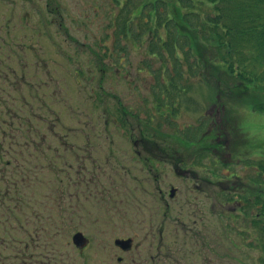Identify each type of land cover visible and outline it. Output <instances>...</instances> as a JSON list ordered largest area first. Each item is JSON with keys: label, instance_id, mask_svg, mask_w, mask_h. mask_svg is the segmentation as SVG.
Listing matches in <instances>:
<instances>
[{"label": "flooded vegetation", "instance_id": "af4514ba", "mask_svg": "<svg viewBox=\"0 0 264 264\" xmlns=\"http://www.w3.org/2000/svg\"><path fill=\"white\" fill-rule=\"evenodd\" d=\"M65 14H68V7L64 0H0V99L13 96V99L21 101L23 98V106L16 104L15 107H30L31 113L32 108H44L48 114L45 120L42 115H35L41 122L45 121L48 132L50 127L54 129V123L47 97L53 93L64 95L70 63L74 61L80 74L85 67L84 62L77 59L80 48L87 43L71 39L72 29L70 24L64 23ZM80 30L84 29L78 27L77 31ZM95 47H101L99 41H95ZM91 53L93 55L87 61L95 63L94 68L99 67L100 72L107 69L109 73L115 56H109L112 58L109 70L107 66L101 68L103 61L99 52L91 50ZM87 70L90 74L91 69ZM27 94L38 101V105L28 102ZM4 101L6 103L0 102V107H10L7 100ZM98 108L103 109L98 117L104 119L106 127L118 124L122 109L132 113L129 107ZM122 113L126 116L125 111ZM14 117L19 122L18 128L25 124L31 126L29 116L23 119L15 112ZM84 117L89 116L84 114ZM88 122H79L81 128L77 133L81 135L78 141L72 140L71 136H56L60 146L55 151L49 136L34 139L15 136L16 145L22 143L18 138L21 137L28 148L31 146L35 150L30 154L17 148L6 150L0 141V264H58L66 258L60 257L65 253H62L63 249L48 247L46 235L50 231L46 224L53 221L66 223L74 218H78L81 225L93 224V229H88L87 233L84 230L73 233L68 242L77 248L79 257H85V251L91 244L90 235L100 234L96 225L111 217L124 221L127 227L125 236L111 240L116 251L131 254L127 260L119 256L118 263L228 262V255L215 253L213 248V218L216 216L226 231L230 220L243 222V218L237 215L238 212L229 210L230 205L236 202L239 207L234 210L240 211L241 200L235 198L230 202L229 187L224 185L222 177L192 165L184 167L186 161L178 150L169 147L171 141L148 135V130L144 129L146 124L139 125L142 136L135 134L129 138L134 151L122 152L130 165L119 169L116 163L112 168L111 165L103 168L99 159H108L113 152L102 156L101 144L107 136L86 135ZM38 128L43 135L48 133ZM115 140V136H110V143L116 144ZM69 151L77 152L74 155L78 168L68 162ZM12 153L18 156L9 158L8 154ZM167 164L170 167L165 166ZM59 186L63 192L56 200L55 192ZM70 187L79 188L78 196L70 191ZM101 191L105 194L113 191V199L110 196L99 198ZM76 197L78 204L65 205L69 198ZM102 199L104 204L100 203ZM54 201L59 204L51 207L49 214L44 209L41 216L42 227L38 229L45 235L42 246L38 244L39 235L35 227L38 219L36 208L39 205L47 208ZM122 209H126L125 215ZM70 213L73 216L69 217ZM137 225L141 226V231L135 233ZM143 243H147L148 248L145 260L146 252L139 250ZM239 261L240 264L245 263Z\"/></svg>", "mask_w": 264, "mask_h": 264}, {"label": "rangeland", "instance_id": "374dc122", "mask_svg": "<svg viewBox=\"0 0 264 264\" xmlns=\"http://www.w3.org/2000/svg\"><path fill=\"white\" fill-rule=\"evenodd\" d=\"M64 1L68 7V14L64 15V23L71 26V39H80L87 43L85 47L80 48L77 59L84 62V70L80 74L76 70L74 61L72 64L70 63L68 87L64 91V95L53 93L47 97L51 105L49 108L53 111L54 129L50 127V131L53 132H48L45 121L41 122V119L35 115H42L45 120L48 114L44 108H32L31 113L30 107H15L16 104L23 106V98L19 101L15 98L14 100L13 96H3L0 102L6 103L5 99L10 105V107H0V141H3L5 149L17 148L30 154L35 150L31 146L28 148L21 137L18 138L22 143L16 145L14 139L17 137L15 136H30L31 138L49 136L55 151V148L60 146L56 136H71L72 140L78 141V136L81 135L79 132L77 133V130L81 128L79 122L88 120L85 129L86 135L107 136V139L103 140L101 144L102 151L100 150V153L102 156H109V152H113L108 159H99L102 167L106 168L111 165L110 168H112L114 164L118 163L116 167L120 169L130 165L126 156L122 155V152L134 151L129 138L135 134L142 136L143 133L139 129V125L146 124L144 129L148 130V135L168 138L169 142L171 141L168 145L171 149L180 152L179 154L186 161L184 167L191 166L196 160H209L207 165H202L199 168L217 173L218 177H222L221 180L225 181L224 185L229 187L230 202H234L235 198L241 200L240 205L243 207L241 206L240 211L234 210L235 207H239L236 202L230 205L229 210L238 212L237 215L243 218V222L230 220L229 229L226 231L221 221L216 216L213 218V248L215 253L228 255V262L224 264H233V262L240 264L239 260L245 261L244 264H263L264 245L259 230L252 224L253 216L260 210L256 211L254 206L256 202L249 203L247 198L253 199L254 195H262L264 186H259L258 178H255L257 162L237 157L233 147L235 141L227 135L225 130V109L221 103L225 96L251 97L255 103H261L264 101L263 93L259 90H252L250 94L246 95L231 92L237 81L228 73L229 78L225 75L216 78L220 71L214 70L210 66L202 64L194 69L188 68L189 65L195 67L194 56L180 59V64L176 59H172V49H170L166 50L168 57L164 61L159 57L153 58L149 53L150 49H148L153 34H147L146 24L148 22L154 24L149 13L151 3L158 0ZM166 2L169 6H173L177 0H166ZM135 8L137 9L134 10ZM54 18L59 17L54 16ZM78 27L84 30L77 31ZM160 34L165 37L163 29ZM95 41L100 42V48L95 47ZM197 46L204 48L208 46V43L205 40H193L192 48ZM195 49L198 50V48ZM91 50L99 52L102 57L103 62L100 64L102 69L107 66L110 70L111 64L109 66V63L115 56L109 73L107 69L106 72H100L99 67L94 68L95 63L87 61V58L93 55ZM195 53L197 52L195 51ZM111 55H113L112 58L109 57ZM177 63L178 68L175 65ZM87 67L91 69L90 74H88ZM180 70H185L188 78L183 83L179 78ZM217 83H221L222 86L217 88ZM180 86L185 87V95L177 92L180 90ZM162 89L170 90L172 97H176V100L168 105L162 104L157 96V94L160 95ZM45 90L49 89L45 88ZM26 96L28 102L38 105V101L30 97L29 94ZM98 107H129L132 109V113L122 109L119 113L118 124L113 123L110 127H106L104 119L98 117V113L102 114L103 109ZM123 111L126 116L122 113ZM15 112L23 119L29 116L31 126L25 124L23 128H18L19 122L15 121ZM84 114L89 117L85 118ZM151 118L154 120L151 121ZM190 119L193 120L191 126L187 124ZM38 127L48 133L43 135ZM198 128L202 134L212 132V137L202 136L195 139ZM110 136L116 137V144L110 143ZM237 140L242 142V138H237ZM75 153L77 152L69 151L68 162L78 168ZM8 156L13 158L18 154L12 153ZM216 157L219 158L216 159ZM165 166L170 167L168 164ZM214 180L219 181L216 176H214ZM61 191L63 192V189L59 186L54 199L59 198ZM70 191L78 196L79 188L70 187ZM108 196L113 199V191L110 194L101 191L99 198ZM121 197L124 196L121 194ZM100 203L104 204L105 201L102 199ZM58 204L59 202L54 201L47 208H43L41 205L36 208L38 219L35 227L39 235L38 244L41 243L42 246L45 242V235L38 228L42 227L43 210L46 209L49 214L51 207ZM76 204H78L77 197L69 198L65 205ZM121 212L125 215L126 209H122ZM229 215L232 216L231 213ZM68 216H73V214L70 213ZM46 227L51 232H47L46 235V237L48 236L46 241L48 247L55 250L63 249L62 253L68 255L60 256L66 258L58 264H127L126 261L118 263L117 258L123 256L127 260V257L129 258L131 255L116 251L112 246L113 237L125 236V231H127L126 223L118 218L102 219L96 225L100 234L95 237L90 235L91 244L85 251V257H79L77 248L68 242L70 236L76 231L84 230L87 233L88 229H93L92 223L81 225L78 218H74L73 221L66 223L53 221L46 224ZM140 231L141 226H135L134 232ZM52 234L53 238H51ZM86 235L89 236V234ZM139 250L146 252L145 260L148 257L147 243H143ZM215 259H217V255ZM81 260H84V263Z\"/></svg>", "mask_w": 264, "mask_h": 264}, {"label": "trees", "instance_id": "16d2710c", "mask_svg": "<svg viewBox=\"0 0 264 264\" xmlns=\"http://www.w3.org/2000/svg\"><path fill=\"white\" fill-rule=\"evenodd\" d=\"M149 15L154 24L148 22L146 32L153 34L148 47L153 58L164 61L168 57L166 50L170 49L172 59L180 64V59L194 56L195 67L188 68L210 66L220 71L216 78L224 75L229 78L228 73L237 81L231 92L246 95L259 90L264 95V0H177L173 6L166 0H158L151 3ZM161 29L165 37L160 34ZM193 40H205L208 46L192 48ZM175 65L179 67L178 63ZM179 78L182 83L188 79L185 70H180ZM220 86L217 83V88ZM179 89L177 92L185 95V87ZM157 96L165 105L176 100L167 89ZM256 104L264 108V101ZM195 136L209 138L212 132L202 134L198 128ZM256 167L255 178L259 186H264V162ZM247 201L256 202V211L260 210L253 216L252 224L259 230L264 245V193Z\"/></svg>", "mask_w": 264, "mask_h": 264}, {"label": "clouds", "instance_id": "9594fccd", "mask_svg": "<svg viewBox=\"0 0 264 264\" xmlns=\"http://www.w3.org/2000/svg\"><path fill=\"white\" fill-rule=\"evenodd\" d=\"M221 103L225 109V130L235 141L233 147L237 157L257 163L264 162V108L259 107L251 97L225 96ZM187 124L191 126L193 120H188ZM237 138H242V142ZM208 163L209 160L201 159L193 161L192 166L199 168Z\"/></svg>", "mask_w": 264, "mask_h": 264}]
</instances>
